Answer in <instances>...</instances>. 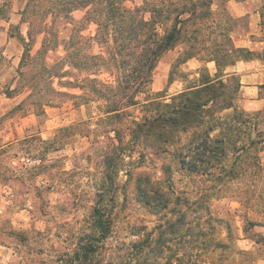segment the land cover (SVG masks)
<instances>
[{
    "label": "rangeland",
    "instance_id": "374dc122",
    "mask_svg": "<svg viewBox=\"0 0 264 264\" xmlns=\"http://www.w3.org/2000/svg\"><path fill=\"white\" fill-rule=\"evenodd\" d=\"M26 1L0 0V264H187L190 254L195 258L204 252L202 264H264V151L256 153L261 173L222 184V169L209 175L185 174L172 150L158 152L150 140H140L138 146L124 144L122 149L105 133L87 134L82 126L62 140H48L58 129L79 121L95 130L98 112L93 106L75 107L70 97L58 94L77 92L65 83L72 80L70 76L47 82L39 92L45 97L39 100L36 93L32 95V88L19 87L22 77L17 69L24 49L28 45L34 55L42 39V35L28 38L21 16ZM140 2L128 0L126 4ZM260 2L215 0L216 13L226 12L236 19L228 33L235 46L248 45L251 35L257 36ZM82 16V11H74L72 20L56 21L57 43L46 53V65L64 56V43L73 38L84 54L100 50L95 38L97 25L79 24ZM177 54L173 50L160 58L140 98L156 92L166 97L178 93L196 82L202 67L211 75L216 72L214 62L206 64L197 58L174 67ZM21 69L26 78L33 77L34 65ZM64 69L76 71L69 65ZM221 69L222 79L236 91L233 108L219 117L240 112L264 130V109L242 113L238 109L243 99L238 76L227 67ZM34 80L40 83L38 78ZM129 110L132 115L128 118L140 117L138 109ZM213 134L218 135L219 130ZM122 153L123 165L106 163L108 157L118 162ZM164 166L171 173H163ZM140 174L172 199L200 198L189 225L177 224L175 235L161 236L166 239L164 246L155 242L164 221L176 219L184 207L171 204L161 213L148 210L137 199L134 180ZM241 192L251 195L250 199L244 202ZM95 207L101 213L106 208L104 213L110 218V231L104 238L94 225ZM200 228L208 238L224 245L201 249L199 241L188 237L191 234L195 239Z\"/></svg>",
    "mask_w": 264,
    "mask_h": 264
},
{
    "label": "trees",
    "instance_id": "16d2710c",
    "mask_svg": "<svg viewBox=\"0 0 264 264\" xmlns=\"http://www.w3.org/2000/svg\"><path fill=\"white\" fill-rule=\"evenodd\" d=\"M126 1L27 0L22 8L21 16L27 25L28 38L42 35V39L34 55L28 45L24 49L17 69L22 77L19 87L32 88V95L36 93L39 100L45 97L40 93L47 82L70 76L72 80L65 83L77 92L58 94L70 97L75 107L93 106L98 112L95 130L84 126V121H79L58 129L56 136L48 140H62L73 134L75 127L82 126L87 134L95 135V132L101 131L107 139L117 140L115 147L118 148L125 149L122 145L129 143L138 146L140 140H150L151 146L158 152L169 153L172 150L174 159L185 174L209 175L215 169H222L223 175H219L222 184L261 173L256 153L264 151V130L240 112L234 111L226 118H220L218 114L233 108L236 91L222 79L224 69L221 68L256 56L264 61V0L257 9L258 34L251 35V41L263 43L258 53L233 44L228 33L232 21L236 19L225 15V10L223 15L216 13L213 9L215 0H141L134 5H127ZM74 11L83 12L79 24L94 22L97 25L95 38L100 50L96 53L88 50L84 54L73 38L64 43V56L48 66L45 55L57 43L55 23L63 18L72 20ZM173 50L178 52L174 67L197 58L203 62L213 61L216 72L211 75L202 67L196 82L180 92L168 97L163 92H156L140 98L157 62ZM24 65H34L33 77H25L21 69ZM65 65L76 71L65 70ZM102 74L106 77H99ZM36 78L42 84L36 82ZM237 84H240L239 81ZM131 107L139 110V118H128L132 115ZM217 129L219 134H213ZM232 153L236 154L232 156ZM117 161L111 157L106 159L108 165L115 162L119 167L125 162L123 153L118 154ZM162 172L171 173L168 166H164ZM128 176L131 178L132 174ZM134 184L138 201L150 211H168L171 204L184 207L176 219L170 217L164 221L160 238L155 240L164 246L166 239L161 236L165 233L175 235L177 224L189 225L190 215L197 211L194 205L200 202V198L191 200L184 197L182 200L174 196L173 200L166 191L141 177V174L135 178ZM238 195L245 197L244 202L251 197ZM104 212H107L106 208L101 213L99 207L93 211L94 225L103 238L110 231V218ZM189 227L187 230H191ZM188 237L191 241H199L201 249L224 245L208 238L204 228L197 231L195 239L191 234ZM133 246L138 248L137 244ZM202 255L193 258L190 254L186 263L202 264L206 258Z\"/></svg>",
    "mask_w": 264,
    "mask_h": 264
},
{
    "label": "crops",
    "instance_id": "0c3cea01",
    "mask_svg": "<svg viewBox=\"0 0 264 264\" xmlns=\"http://www.w3.org/2000/svg\"><path fill=\"white\" fill-rule=\"evenodd\" d=\"M262 46V42L251 41L249 38L248 45L238 47H248L258 53ZM191 59L183 64L188 65ZM209 62L213 61L206 64ZM227 71H232L238 76L243 98L238 109L244 114L257 113L264 109V61L257 56L248 60H237L227 67Z\"/></svg>",
    "mask_w": 264,
    "mask_h": 264
}]
</instances>
